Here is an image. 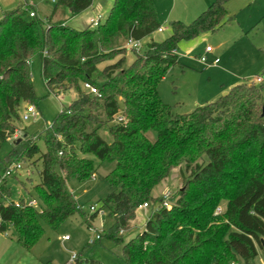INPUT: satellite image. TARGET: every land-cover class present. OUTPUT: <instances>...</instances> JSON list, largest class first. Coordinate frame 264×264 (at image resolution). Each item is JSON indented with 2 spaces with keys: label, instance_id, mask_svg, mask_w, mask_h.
I'll use <instances>...</instances> for the list:
<instances>
[{
  "label": "trees",
  "instance_id": "trees-1",
  "mask_svg": "<svg viewBox=\"0 0 264 264\" xmlns=\"http://www.w3.org/2000/svg\"><path fill=\"white\" fill-rule=\"evenodd\" d=\"M54 1V12L66 9L73 19L93 0ZM230 1L215 0L190 24L169 22V37L148 42L141 55L125 43L148 39L161 28L152 0H114L102 23L82 30L51 18L45 24L36 16L25 20L21 8L1 16L0 151L19 123L20 105L36 101L30 59L38 57L48 95L73 92L75 98L44 130L31 137L23 131L0 156L1 176L13 163L41 165L33 186L36 207L8 202L6 180H0V233L11 229L16 244L30 251L43 234L41 222L56 229L76 213L87 221L65 184L95 173L85 157L91 155L114 165L104 178L110 193L100 203L111 220L103 236L120 248L123 264L253 261L264 244V86L236 85L181 116L157 94L159 82L177 64L178 45L218 31ZM128 51L134 59L126 66ZM83 83L96 94L85 91ZM103 127L110 142L99 134ZM174 170L182 186L166 209L162 197L151 193ZM144 203L150 214L143 231L125 240ZM75 264L101 263L78 259Z\"/></svg>",
  "mask_w": 264,
  "mask_h": 264
},
{
  "label": "rangeland",
  "instance_id": "rangeland-1",
  "mask_svg": "<svg viewBox=\"0 0 264 264\" xmlns=\"http://www.w3.org/2000/svg\"><path fill=\"white\" fill-rule=\"evenodd\" d=\"M152 1L163 31L161 33L155 32L148 39L141 41L140 55L146 52L148 42L160 43L169 37V21L179 20L190 24L195 19L189 9H184L182 0L180 2L179 0ZM113 2L114 0H93L89 9L70 19L66 9L57 8L54 12V0H0V18L4 13L21 8L25 11H33L36 15L35 21L45 24L54 12L52 17L54 21L65 20L59 22H65L71 28L82 30L96 15L102 17V23ZM233 6L236 8L234 9ZM258 7H264V0H238L232 5V13L237 15L238 20L239 18L242 19L241 25L251 24L241 33V28L234 27V23H231L232 25H228L220 33L183 41L178 45L177 64L167 70L157 86L159 99L164 105L171 107L174 116L189 114L196 107L217 101L232 86L241 84L240 82L246 80L250 81L258 66L264 65V55L250 49L253 40L261 38L264 24V21L261 20V23L256 26L257 21L262 18V16H257ZM171 12H173L172 15ZM170 15L174 18H170ZM24 19L31 20L27 13H25ZM229 26H231L232 31H229L231 30ZM218 44H221L220 48L216 47ZM207 47L212 50V53L206 56V63L201 64L199 58L204 56ZM252 54L258 55L259 62H251ZM133 59L134 54L128 51L126 66ZM28 69L36 97V101L32 105L35 107L37 115L25 122L20 120V116L23 115L28 106L21 104L16 130L24 131L28 137H31L49 126L58 113L74 100V97L70 92L59 97L47 94L40 77L38 57L29 60ZM99 134L105 141L110 142L107 127L101 128ZM153 137V134H149L151 140ZM10 143L12 141L7 139L1 148L0 156L8 152ZM37 146L41 152H44L42 142L38 141ZM85 157L93 162L96 169L95 173L84 182L68 180L65 186L87 221L80 213H76L56 229H51L41 222L43 234L30 251L16 244L11 229L5 233H0V264H66L71 255H77L81 261L94 260L101 264H123L119 258L120 248L114 247L103 236L104 231L110 226L111 220L106 209H101L100 202L110 193L104 178L112 171L114 165L108 162L100 163L91 155ZM33 161H22L20 163L21 169L12 177L5 179V185L10 193L8 202L25 201L27 203L33 200L37 205H40L33 186L39 182L38 174L41 165L40 161L32 165ZM181 186L179 171L174 170L164 182L152 190L151 195L155 199L162 197L165 193L174 195ZM90 207H94L96 214L91 221H89V217L94 212L89 211ZM149 214V210L136 211V219L132 222V231L123 235L126 237L125 240L143 231ZM96 234L101 235V240L91 244L90 241ZM63 237H68V240H63ZM234 263L244 264L239 258H236ZM249 264H264V244L263 247L257 249V256Z\"/></svg>",
  "mask_w": 264,
  "mask_h": 264
},
{
  "label": "built area",
  "instance_id": "built-area-1",
  "mask_svg": "<svg viewBox=\"0 0 264 264\" xmlns=\"http://www.w3.org/2000/svg\"><path fill=\"white\" fill-rule=\"evenodd\" d=\"M29 18H34L36 15L33 11H28L26 10L25 11ZM101 19L102 17L100 15H96L91 21H90V26L92 28H95L97 27L100 22H101ZM163 30L162 28H158L157 29V33H161ZM125 48L129 51L133 50L135 52H140V49H141V41H137V40H133V39H128L125 43ZM211 52V49L210 48H206L205 49V53H209ZM199 61L201 64H205L206 63V58L205 56L199 58ZM243 83L245 84H252V85H255V86H264V72L259 74V75H256L254 76L253 78L250 79V81H244ZM82 88L85 90V91H88L90 94H96V90L95 88H93L90 84L88 83H83L82 84ZM37 115L36 111H35V108L34 106L32 105H28L25 110H24V113L22 116H20V120H22L23 122L25 121H28L30 118H35ZM120 121V120H118ZM22 131L21 130H14L13 133L7 138L8 141H17L19 139L22 138ZM21 169V164L20 163H13L11 164L7 169L6 171L2 174L0 180H3V179H7L11 176H13L18 170ZM171 198V194L169 193H165L162 195V199L160 200V204H161V207H165L166 209L169 208V199ZM28 207H36L37 204L31 200V201H28L27 204H26ZM16 206H18L16 204ZM78 208V207H77ZM80 209V208H79ZM139 210H148V205L146 203L140 205L137 207V210L136 211H139ZM89 211L90 212H94V207H90L89 208ZM221 212V209L220 208H217L216 211H215V214H219ZM100 237L101 235L99 234H96L94 236V238L90 241L91 244L97 242L100 240ZM63 240H68V237H63L62 238ZM78 256L77 255H71L70 257V260L69 262H67L66 264H75V262L78 260ZM230 264H235L234 262L230 263Z\"/></svg>",
  "mask_w": 264,
  "mask_h": 264
},
{
  "label": "crops",
  "instance_id": "crops-1",
  "mask_svg": "<svg viewBox=\"0 0 264 264\" xmlns=\"http://www.w3.org/2000/svg\"><path fill=\"white\" fill-rule=\"evenodd\" d=\"M181 0H179V2H180ZM189 0H182V6L184 7V9L186 10V9H189L190 11H191V15L192 16H194V18H196V17H198L203 11H205L206 10V8L208 7V6H210V4L211 3H213L215 0H190V2H188ZM236 1H238V0H231L229 3H227V5H226V9H227V17L225 18V22H224V24L222 25V27L218 30V31H216L215 33H213V34H207V35H203V36H200V37H206V36H212V35H215V34H217V33H220L221 31H223V30H225L227 27H228V25H232L231 23H234L233 25H234V27H240L241 29H240V33L243 31V30H245L247 27H249L251 24H246V25H241L243 22L241 21L242 19L241 18H239V20H238V18H237V15L236 14H234V13H232V11H231V7H232V5L236 2ZM153 2V1H152ZM251 2H253L254 3V1H251ZM251 2H250V4H251ZM154 5V4H153ZM234 7V6H233ZM154 8H155V6H154ZM236 7H234V9H235ZM155 11H156V9H155ZM264 7L263 8H260V7H258V11H257V16L258 17H260V16H262V18L259 20V21H257V23H256V26L258 25V24H260L261 23V20H263L264 21ZM53 14H54V12L52 13V15L50 16V18H51V20H52V22H56V21H54L53 19H52V17H53ZM173 14V12H171V15ZM171 15H170V18H174V17H171ZM196 16V17H195ZM49 18V19H50ZM93 19V18H92ZM91 19V20H92ZM169 19V18H168ZM90 20V21H91ZM59 21H65V20H59ZM90 21H89V23H90ZM172 21H179V20H172ZM172 21H169V22H172ZM179 22H182V21H179ZM183 23V22H182ZM184 24H186V23H184ZM255 26V25H254ZM255 26V27H256ZM231 26H229V29H231V30H229V31H232V28H230ZM162 29H163V27H161ZM263 29H262V32H261V38H258L257 40H253V43H252V47L250 46V49L252 50V51H254V52H256V53H260V54H263L264 55V24H263V27H262ZM234 40V39H233ZM216 47H221V44H218ZM251 50H250V52H251ZM212 53V50H211V52H209V53H205V51H204V56H205V58H206V56L207 55H209V54H211ZM219 56H220V51H219ZM252 59H251V62H259V58H258V55H255V54H252ZM207 60V59H206ZM264 72V65H259L258 66V68L254 71V76H256V75H259V74H261V73H263ZM239 80V79H238ZM241 84L243 83V82H240ZM236 85H239V84H236ZM236 85H234V86H236ZM234 86H232V87H234ZM229 91V90H228ZM228 91H227V93H228ZM70 94H72V96L75 98V94L73 93V92H70Z\"/></svg>",
  "mask_w": 264,
  "mask_h": 264
},
{
  "label": "water",
  "instance_id": "water-1",
  "mask_svg": "<svg viewBox=\"0 0 264 264\" xmlns=\"http://www.w3.org/2000/svg\"><path fill=\"white\" fill-rule=\"evenodd\" d=\"M226 95H227V93H224L223 97L226 96ZM262 116H264V105L262 107Z\"/></svg>",
  "mask_w": 264,
  "mask_h": 264
}]
</instances>
